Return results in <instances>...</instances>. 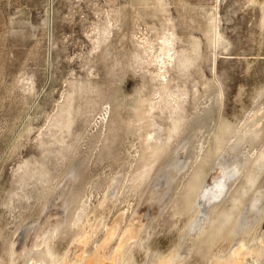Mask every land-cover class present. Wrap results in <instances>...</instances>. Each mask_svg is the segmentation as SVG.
Segmentation results:
<instances>
[{
    "label": "rangeland",
    "instance_id": "374dc122",
    "mask_svg": "<svg viewBox=\"0 0 264 264\" xmlns=\"http://www.w3.org/2000/svg\"><path fill=\"white\" fill-rule=\"evenodd\" d=\"M262 151L264 0H0V264H260Z\"/></svg>",
    "mask_w": 264,
    "mask_h": 264
},
{
    "label": "bare ground",
    "instance_id": "6f19581e",
    "mask_svg": "<svg viewBox=\"0 0 264 264\" xmlns=\"http://www.w3.org/2000/svg\"><path fill=\"white\" fill-rule=\"evenodd\" d=\"M173 44L172 40L170 38H166L164 39L163 45H162V49L164 50V54L167 57V60L162 59L161 60V64L162 65H166L167 62L170 61V59L173 57V54H171V45ZM161 68H163V66H161ZM161 76H165V74H161ZM258 160L262 162V164H264V151H262L258 157ZM260 163V162H259ZM264 167V166H263ZM228 172V171H227ZM216 184V182H215ZM218 186V185H217ZM201 190V189H200ZM199 190V191H200ZM202 191V190H201ZM217 191V190H216ZM257 200V199H256ZM256 202V201H255ZM197 203V202H196ZM254 204V201H253ZM253 206V205H252ZM256 206V203L255 205ZM253 206V207H254ZM238 226V225H237ZM190 227V226H189ZM233 227V226H232ZM134 228V227H133ZM191 228V227H190ZM189 228V229H190ZM132 230V229H131ZM134 231V230H132ZM131 231V232H132ZM135 232V231H134ZM137 233V231H136ZM231 233V232H230ZM133 234V233H132ZM207 238V237H206ZM227 238V237H226ZM121 242V241H120ZM123 245V244H122ZM120 246V245H119ZM84 247V246H83ZM121 247V246H120ZM244 245L242 244L234 253L233 255L230 257V260L228 262V264H236V263H240L241 261V250L242 252ZM120 249V248H119ZM118 249V250H119ZM84 250V249H83ZM116 250V251H118ZM246 250V249H245ZM77 252L75 253L74 257H70L67 258L64 262V264H72L75 263L76 260H80V256L81 255V251H82V246H79L78 249L76 250ZM232 254V253H231ZM230 254V255H231ZM243 254V253H242ZM94 255V254H93ZM118 255V254H117ZM120 255V254H119ZM244 255H246L244 253ZM115 256V255H114ZM248 256V255H247ZM83 257V256H82ZM119 257V256H117ZM120 258V257H119ZM246 258V257H245ZM83 259V258H82ZM227 259V258H226ZM251 260V259H249ZM50 258L46 255L45 250L43 251L42 249L39 248H28L26 249L22 255H21V260L19 262V264H49L50 263ZM82 261V260H81ZM84 261V260H83ZM79 262V264H117V259L116 257H114L112 260L108 261L106 260V257L104 256L102 251H99V253H97L95 256L91 257L90 259H86L85 262ZM216 261V259H215ZM227 261V260H226ZM260 261V260H259ZM262 261V260H261ZM260 261V262H261ZM218 262V261H217ZM78 263V262H77ZM119 263V262H118ZM222 263V262H221ZM224 263V262H223ZM222 263V264H223ZM262 264H264V261L261 262ZM260 263V264H261Z\"/></svg>",
    "mask_w": 264,
    "mask_h": 264
}]
</instances>
